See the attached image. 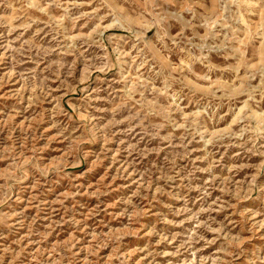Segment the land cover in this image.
Returning <instances> with one entry per match:
<instances>
[{
  "label": "rangeland",
  "instance_id": "rangeland-1",
  "mask_svg": "<svg viewBox=\"0 0 264 264\" xmlns=\"http://www.w3.org/2000/svg\"><path fill=\"white\" fill-rule=\"evenodd\" d=\"M0 264H264V0H0Z\"/></svg>",
  "mask_w": 264,
  "mask_h": 264
}]
</instances>
